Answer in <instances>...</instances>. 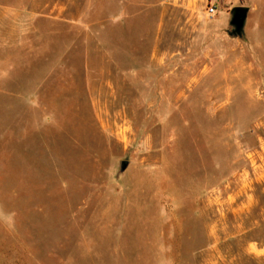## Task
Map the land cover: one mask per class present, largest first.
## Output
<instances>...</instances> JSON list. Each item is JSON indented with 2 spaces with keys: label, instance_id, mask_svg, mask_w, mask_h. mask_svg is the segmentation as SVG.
I'll list each match as a JSON object with an SVG mask.
<instances>
[{
  "label": "rangeland",
  "instance_id": "rangeland-1",
  "mask_svg": "<svg viewBox=\"0 0 264 264\" xmlns=\"http://www.w3.org/2000/svg\"><path fill=\"white\" fill-rule=\"evenodd\" d=\"M34 3L0 48V264H264V0Z\"/></svg>",
  "mask_w": 264,
  "mask_h": 264
},
{
  "label": "crops",
  "instance_id": "crops-1",
  "mask_svg": "<svg viewBox=\"0 0 264 264\" xmlns=\"http://www.w3.org/2000/svg\"><path fill=\"white\" fill-rule=\"evenodd\" d=\"M4 1L5 0H0V48H4L5 47L4 43L7 41L6 35H5L6 34L5 24L7 23V19L9 18V16H11V18L14 19V21L18 22V24H21V26L26 27V28L24 27L21 30L22 36L18 37L19 39H21V41H23L26 38L25 35L30 34V33L35 35L39 32L38 22L41 17L40 15H44L39 5L37 3L36 4L34 3V1H37V0H31L32 3H29L27 5L26 4L24 5L23 3L22 5L18 7H9L8 4L5 3ZM48 17H51V16H48ZM78 21H81V19ZM0 58L2 59L3 57L0 55ZM162 64H164V62L161 63V65ZM258 205H259L258 202H239V203H236V202H225V203L221 202L220 203L217 201L207 202L208 208L213 209L214 213L215 211H220V213L221 211L223 212L222 215L224 216L214 219L216 223L217 221H219L220 223L227 224V225L232 224L233 222H232L231 215L233 213L235 215V218L237 219V223H239L240 226H242L245 223L247 224V222H250V224H253V222L250 219L251 217L249 216L251 214V210L257 208ZM240 232L242 234L246 233L247 235L249 232V229L244 228L242 232V228H241ZM246 239L248 240V243L245 247L244 252H248L259 258L264 257V242L257 238H253V239L246 238ZM208 252H211V250L209 249Z\"/></svg>",
  "mask_w": 264,
  "mask_h": 264
},
{
  "label": "water",
  "instance_id": "water-1",
  "mask_svg": "<svg viewBox=\"0 0 264 264\" xmlns=\"http://www.w3.org/2000/svg\"><path fill=\"white\" fill-rule=\"evenodd\" d=\"M249 12L248 6H234L230 14L232 16L230 21L231 30L229 31V35L231 37H243L245 34V25ZM127 164L123 163L121 165V171L126 169Z\"/></svg>",
  "mask_w": 264,
  "mask_h": 264
},
{
  "label": "built area",
  "instance_id": "built-area-1",
  "mask_svg": "<svg viewBox=\"0 0 264 264\" xmlns=\"http://www.w3.org/2000/svg\"><path fill=\"white\" fill-rule=\"evenodd\" d=\"M208 15L212 16L215 13V7L214 6H209L207 9Z\"/></svg>",
  "mask_w": 264,
  "mask_h": 264
}]
</instances>
